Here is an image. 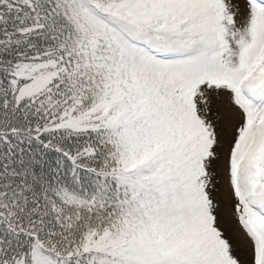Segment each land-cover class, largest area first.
Here are the masks:
<instances>
[{"label": "snow or ice", "instance_id": "1", "mask_svg": "<svg viewBox=\"0 0 264 264\" xmlns=\"http://www.w3.org/2000/svg\"><path fill=\"white\" fill-rule=\"evenodd\" d=\"M0 264H264V0H0Z\"/></svg>", "mask_w": 264, "mask_h": 264}]
</instances>
